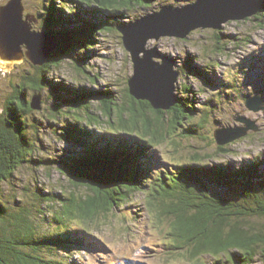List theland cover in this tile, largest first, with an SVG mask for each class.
I'll return each instance as SVG.
<instances>
[{
	"label": "trees",
	"instance_id": "obj_1",
	"mask_svg": "<svg viewBox=\"0 0 264 264\" xmlns=\"http://www.w3.org/2000/svg\"><path fill=\"white\" fill-rule=\"evenodd\" d=\"M44 1L41 29L54 33L58 47L43 66L35 67V75L27 73L26 79L34 95L45 86L51 90L52 99L48 98L57 106L47 111V121L58 127L59 108H64V126L54 133L68 146L52 149L51 157L44 156L48 155L45 147L36 148L31 138L38 135V127L34 133L29 131L33 128V121L28 123L30 117L25 127L12 109L11 129L14 134L19 132L18 138L15 135L10 146L0 148V264H70L67 255L86 242L90 227L115 209L131 205L138 194L146 197L145 208L155 213L158 222L171 225L173 249L182 248L177 244L182 238L193 243L180 255H207L214 264H255L259 258L264 264V226L249 224L250 219L264 221V160L256 156L239 167L230 162L210 164L213 156L227 151L225 145L209 153H203L202 148L192 151L190 162L159 161L155 151L174 125L181 127L182 139L201 136L204 118L219 111L224 98L238 99L242 87L230 78L218 80L188 62L187 67L194 68L205 88L211 91L217 86L219 91L197 110L188 105L195 101L186 95L190 89L183 87L182 96L175 93L178 101L170 110L155 111L146 101L131 97L127 84L124 95L116 96L110 89L76 88L48 78L66 58H73L68 54L86 51L89 45L94 48L96 35L125 24L120 19L132 9H150L156 1ZM134 19L131 16L130 22ZM259 62L262 60L256 61L255 68ZM210 66L214 67H204ZM79 71L85 73L84 67ZM96 77L89 75L86 81L95 87ZM30 101L28 115L32 113ZM184 120L188 122L185 127L180 125ZM34 141L39 142L37 137ZM182 142L169 141L175 154L184 149L178 148ZM40 151L42 156L34 158ZM23 165L58 170L69 179V192L61 189L58 195L45 198L33 194L37 202L56 206L52 218L58 226L39 230L38 219L42 217L34 216L23 205L21 193L6 199L3 189L15 186L13 175ZM70 221L77 222V227L69 226Z\"/></svg>",
	"mask_w": 264,
	"mask_h": 264
},
{
	"label": "rangeland",
	"instance_id": "obj_2",
	"mask_svg": "<svg viewBox=\"0 0 264 264\" xmlns=\"http://www.w3.org/2000/svg\"><path fill=\"white\" fill-rule=\"evenodd\" d=\"M155 1L154 6H149L150 9H132L120 21H124L123 23L126 24V21H131V16L139 19L144 15L158 11L159 4L183 7L195 0ZM3 4L4 0H0V6ZM45 4L47 2L44 0H22L24 19L25 16L29 18L27 22L31 31H40L43 21L42 13H45L43 9ZM91 47L89 45V49L86 51L76 50L68 54L73 58H66L59 68L53 69L48 78L65 82L76 88L110 89L115 92L116 96H123L127 78L132 75V63L129 53L122 45L121 34L114 27L107 33L96 35L95 46L92 49ZM21 48L22 51H25L24 46ZM155 48L161 55L171 57L174 60V69L180 72L175 84V93L182 96L183 87L189 88L190 91L186 95L193 97L195 102L188 105L195 106L197 110L201 109L204 101H208L212 96H215L214 93L219 91V87L214 86L211 91L205 88L194 68L187 67L188 62L195 65V67L205 69L208 73H212L218 80L230 78L242 87V96L237 93L238 99L229 100L224 98L219 111L208 118H204L203 129L200 131L201 136L198 138L182 139L180 137L181 127L174 125V128L169 130L171 133H169L163 145H158L155 148L159 161L173 162L180 160L190 162L192 151L202 148L203 153H209L212 149H216L217 145L213 138V132L218 128L240 126V123L235 122V117H246L254 121L259 128L258 131L250 132L246 137L225 145L227 151L221 153V155L213 156L214 159L210 164L230 162L233 166L239 167L241 162L250 161L256 156L264 160V109L259 112H251L245 108L243 99L245 96L247 98L257 93L262 95L264 99V12L245 20L230 21L222 25L220 30L197 29L185 39L162 37L159 40H148L146 49L152 50ZM156 60L160 61L159 59ZM260 60L263 64L259 62L258 68H255L254 66H257L256 61ZM211 64L214 67L207 68ZM82 67H84L85 73L79 71ZM34 69L35 67L24 58L22 63L15 65L13 68V84H17L20 80V73H29V75L34 76ZM6 73L8 72L0 68V107L4 96L8 95V91L10 92ZM89 75L97 76L95 87L86 81V77L88 78ZM76 79L79 81L74 84ZM50 91L46 86L42 87L40 91L42 97L41 109L32 110L28 122L31 124L33 121L31 124L33 128H28L29 131L34 133L32 130H35L34 127L37 130L38 127V135L34 133L31 138L33 143L36 144V148L39 146L45 147L48 155H43L48 157L53 155L51 154L52 149L56 150L68 146V144L56 139L57 134L54 133V130L62 131L61 129L64 126L65 118L62 117L64 114L61 111V109H64L62 105L59 108V117L61 118L56 121L58 127L45 118V115H48L47 111L57 106L56 102L51 100ZM28 92L29 99H31L34 94L30 89ZM237 92L240 91L237 90ZM68 115H71V113ZM0 116H2L1 113ZM187 123L184 120L180 122V125L185 127ZM166 131H168V128ZM35 137L39 142L34 141ZM172 139L176 141L183 140L182 146L178 147H184L181 152L175 154L172 151V145L169 143ZM41 156V151L34 154V158H40ZM13 176L15 186H5L3 189L6 199H11L15 193H21L20 197L22 198L20 201H23V205L30 209L34 216L40 215L42 217H38L39 230L45 227L52 229V227L58 226V224L53 223L52 218L56 212V206L50 207L46 206L45 202H37L33 194L45 198L58 195L61 189L69 192L72 190L69 188V179L58 170H47L36 165H23ZM37 189H40V193H37ZM145 201L146 197L138 194L133 197L131 205L115 209L112 214L106 215V218H100L97 224L90 227V237H86V242L74 248L71 255H67L70 256L69 263L214 264L215 260L207 255H199L195 258L180 255L185 253L193 244L187 241L186 238H182L180 242H177L182 248L173 249L171 245L175 241L171 232V225L166 221L158 222L155 213H149L145 208ZM36 210L39 211V214ZM68 224L77 227L75 221H70ZM249 224L260 228L264 226V221L250 219ZM255 264H262L259 258H256Z\"/></svg>",
	"mask_w": 264,
	"mask_h": 264
},
{
	"label": "water",
	"instance_id": "obj_3",
	"mask_svg": "<svg viewBox=\"0 0 264 264\" xmlns=\"http://www.w3.org/2000/svg\"><path fill=\"white\" fill-rule=\"evenodd\" d=\"M264 9V0H195L183 7L163 6L151 14L117 27L122 45L129 53L132 75L127 78L128 93L137 101H146L155 111H168L176 103L175 84L180 72L173 59L155 49H146L148 40L162 37L185 39L197 29L220 30L230 21H241ZM22 0H9L0 6V68L12 70L26 58L32 66H43L58 47L54 33L45 29L31 31L23 15ZM24 46L25 51H22ZM159 59L160 61L156 60ZM42 97L31 98L32 110L41 109ZM244 106L251 112L264 109L262 95L247 97ZM237 127L213 132L217 146H224L257 132L258 126L246 117H235Z\"/></svg>",
	"mask_w": 264,
	"mask_h": 264
},
{
	"label": "flooded vegetation",
	"instance_id": "obj_4",
	"mask_svg": "<svg viewBox=\"0 0 264 264\" xmlns=\"http://www.w3.org/2000/svg\"><path fill=\"white\" fill-rule=\"evenodd\" d=\"M9 0H4V4H7ZM1 5V6H3ZM24 15V14H23ZM7 76V85L10 89L8 95L4 96L2 106L0 107V148H6L10 146L13 142V137L16 135L18 138V133L11 129L14 119L11 116L12 109H15L18 113L17 116L20 119L21 124L27 126L28 121V108H29V92H28V81L27 74L20 73L17 84H13V69L10 71H5ZM20 81V82H19ZM8 90V89H7ZM23 128L20 129V132Z\"/></svg>",
	"mask_w": 264,
	"mask_h": 264
},
{
	"label": "bare ground",
	"instance_id": "obj_5",
	"mask_svg": "<svg viewBox=\"0 0 264 264\" xmlns=\"http://www.w3.org/2000/svg\"><path fill=\"white\" fill-rule=\"evenodd\" d=\"M62 29V28H61ZM160 53V52H159ZM174 61V60H173Z\"/></svg>",
	"mask_w": 264,
	"mask_h": 264
}]
</instances>
